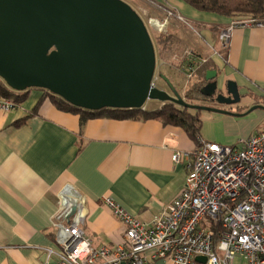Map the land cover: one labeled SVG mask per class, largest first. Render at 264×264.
<instances>
[{
	"label": "crops",
	"instance_id": "1",
	"mask_svg": "<svg viewBox=\"0 0 264 264\" xmlns=\"http://www.w3.org/2000/svg\"><path fill=\"white\" fill-rule=\"evenodd\" d=\"M133 1L146 16L162 10L181 14L184 21L171 17L165 28L174 39L171 50L180 47L194 58H206L205 70L217 71L216 90L224 91L228 80L236 83L238 103L208 104L231 114L211 111L210 116H200L202 138L232 145L264 130V108L248 111L254 105L264 107V25L235 27L224 59L218 52V31L234 19L197 11L182 0ZM164 57V75L182 96L197 73L186 82V65L172 57L165 65ZM210 84L203 88L210 91ZM41 94L31 88L14 109L0 111V264L55 263L48 250L58 249L51 217L61 195L81 199V229L94 247H114L124 227L103 199L152 222L181 193L197 146L180 127L155 119L99 117L80 126L78 114L58 109L49 99L26 117ZM175 151L181 153L178 163L172 160ZM149 264L172 263L156 259ZM235 264L245 263L236 257Z\"/></svg>",
	"mask_w": 264,
	"mask_h": 264
},
{
	"label": "built area",
	"instance_id": "2",
	"mask_svg": "<svg viewBox=\"0 0 264 264\" xmlns=\"http://www.w3.org/2000/svg\"><path fill=\"white\" fill-rule=\"evenodd\" d=\"M174 16L185 20L181 14L162 10L150 16L149 23L163 32ZM252 25L264 22L234 19L220 28L218 52L229 49L235 27ZM172 60L186 65L184 76L189 82L207 59L182 51ZM15 107L11 98L0 95V111ZM180 156L179 151L173 152V162L178 163ZM103 201L123 224L122 240L112 248L94 247L81 229V199L61 195L51 217L58 249L48 250V257L54 254V264H149L156 259L199 264V256L205 257V264H235L236 257L245 264H264V130L232 145L199 136L181 193L150 223L108 197Z\"/></svg>",
	"mask_w": 264,
	"mask_h": 264
},
{
	"label": "water",
	"instance_id": "3",
	"mask_svg": "<svg viewBox=\"0 0 264 264\" xmlns=\"http://www.w3.org/2000/svg\"><path fill=\"white\" fill-rule=\"evenodd\" d=\"M155 70L148 29L124 0H0V79L11 90L44 89L86 110L144 109L151 99L231 114L185 102L163 73L158 77L167 89L157 87ZM216 77L217 71H206L211 89L202 92L220 104L238 103L236 83L228 80L215 93ZM255 108L264 107L248 111Z\"/></svg>",
	"mask_w": 264,
	"mask_h": 264
},
{
	"label": "trees",
	"instance_id": "4",
	"mask_svg": "<svg viewBox=\"0 0 264 264\" xmlns=\"http://www.w3.org/2000/svg\"><path fill=\"white\" fill-rule=\"evenodd\" d=\"M184 3L193 9L212 13L223 17L232 19L252 18L264 22V0H182ZM154 42L158 46L159 53L170 51L174 43L171 35L165 32H156L154 35ZM224 59H226V52H220ZM206 63L198 65L195 69L197 79L190 81L184 89L182 96L187 103L208 105L213 101V95H208L202 92V88L207 82L205 79ZM163 73V71H159ZM161 80V79H160ZM29 89L25 91L11 90L0 79V95L11 98L16 104L24 100ZM39 97L34 108L29 111L26 117L36 113L37 108L45 99H49L58 109L63 111H70L79 115V124L82 126L88 119L92 118H113V119H132L145 120L155 119L160 121L163 125H172L180 127L193 140L201 135L202 121L198 115V110L179 107L171 102H166L156 109H113L102 108L99 110H86L77 106H73L59 96L53 95L44 89ZM217 93V90L216 92ZM22 118L16 124L22 123L25 118Z\"/></svg>",
	"mask_w": 264,
	"mask_h": 264
},
{
	"label": "rangeland",
	"instance_id": "5",
	"mask_svg": "<svg viewBox=\"0 0 264 264\" xmlns=\"http://www.w3.org/2000/svg\"><path fill=\"white\" fill-rule=\"evenodd\" d=\"M128 2L132 6L133 9L135 8L137 13L139 12V15L142 17V19H143V21H144V23H145V25H146V27L148 29V32H149L150 37L152 39V42H153V46H154V49H155V55H156V63H157L156 64V70H155L154 84L157 87L167 89L165 84L163 83V81L160 80V78L158 77L159 71L162 72L164 70L161 58H162V56H165L164 58H166V61H165L166 62L165 65H166L170 61L171 57L174 56V54H178L179 55L182 52V50H181L180 47H177V48H173V50H171V52H167L166 51L167 53L165 52L163 55H162V53H159L158 46L154 42V35L157 32V30L149 23V17L150 16H146V15L142 14L140 12V10L136 9V5L133 3L134 2L133 0H129ZM163 32H165V29H164ZM165 73H166V71H165ZM163 74H164V72H163ZM194 78L195 77L192 78V81L194 80ZM181 79L184 81V78H181ZM173 82L176 84L175 80H173ZM159 103H160V101L149 99V100H147L145 102V107H147L148 109H151L153 107H157ZM206 106H215V105H206ZM211 114H212L211 111H208V110H198L199 117L200 116L205 117V116H208V115L210 116Z\"/></svg>",
	"mask_w": 264,
	"mask_h": 264
},
{
	"label": "flooded vegetation",
	"instance_id": "6",
	"mask_svg": "<svg viewBox=\"0 0 264 264\" xmlns=\"http://www.w3.org/2000/svg\"><path fill=\"white\" fill-rule=\"evenodd\" d=\"M218 106V105H217Z\"/></svg>",
	"mask_w": 264,
	"mask_h": 264
}]
</instances>
